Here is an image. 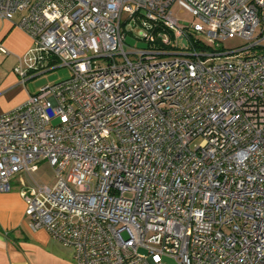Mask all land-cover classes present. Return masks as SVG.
<instances>
[{
  "label": "built area",
  "instance_id": "obj_1",
  "mask_svg": "<svg viewBox=\"0 0 264 264\" xmlns=\"http://www.w3.org/2000/svg\"><path fill=\"white\" fill-rule=\"evenodd\" d=\"M15 14L21 81L71 70L0 114V193L54 169L19 189L29 229L75 264H264V0H0ZM126 33L148 47L126 52Z\"/></svg>",
  "mask_w": 264,
  "mask_h": 264
},
{
  "label": "crops",
  "instance_id": "obj_2",
  "mask_svg": "<svg viewBox=\"0 0 264 264\" xmlns=\"http://www.w3.org/2000/svg\"><path fill=\"white\" fill-rule=\"evenodd\" d=\"M0 18V43L7 54L0 55V114L25 101L36 92L27 82L34 76L29 71L24 81L14 71L25 67V59L33 46L32 38L17 22ZM25 203L19 189L0 193V264H75L73 250H61L43 228L30 230L24 213ZM62 245V244H61ZM66 247V246H64Z\"/></svg>",
  "mask_w": 264,
  "mask_h": 264
},
{
  "label": "rangeland",
  "instance_id": "obj_3",
  "mask_svg": "<svg viewBox=\"0 0 264 264\" xmlns=\"http://www.w3.org/2000/svg\"><path fill=\"white\" fill-rule=\"evenodd\" d=\"M173 12L178 18L179 25L181 26H189L190 24L198 21L189 11L185 10L182 7H179L178 5L173 6ZM256 31L258 32V28ZM196 37H198L202 42H204L207 45H211V46L213 45L203 35ZM246 44H247L246 40L237 36L231 38H225L222 39L221 41V46L225 50L236 49ZM175 46H177L178 49H176ZM147 47L148 45L144 40L136 38V36H134L133 34L126 33L124 39V50L126 52L132 51V49H142ZM184 48L185 47L181 42L178 43L175 40V38H171V44L167 46L165 49L172 53H178L183 51ZM128 56L130 59L136 58V55L134 54H129ZM174 56L175 55L160 56L159 59L173 58ZM31 75H33L34 77L29 79L27 84L30 89H36V91H38L40 88L46 85H50L69 78L71 75V70L68 66L61 65L60 63L56 62L53 63L52 66L50 67H46L42 70L40 69L32 72ZM198 142L199 141H196L194 143L198 144ZM30 175L27 173H22L21 175V178L23 180L22 183L20 182L19 178L18 179L14 178L11 181V189H20L23 183L29 187L35 186L36 184L48 185L49 187H52L56 181L53 167L50 166L49 163L45 160L39 162L37 164V168L33 172H31ZM56 244L61 250H65V251L70 250L69 248L64 247L60 243H56Z\"/></svg>",
  "mask_w": 264,
  "mask_h": 264
},
{
  "label": "trees",
  "instance_id": "obj_4",
  "mask_svg": "<svg viewBox=\"0 0 264 264\" xmlns=\"http://www.w3.org/2000/svg\"><path fill=\"white\" fill-rule=\"evenodd\" d=\"M53 63H54V61H50V62H49V65L52 66ZM34 71H37V70H32V71H30V72L32 73V72H34Z\"/></svg>",
  "mask_w": 264,
  "mask_h": 264
}]
</instances>
